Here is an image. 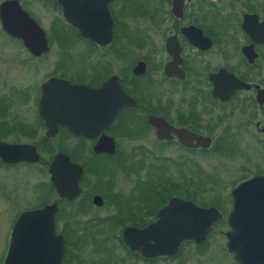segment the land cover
<instances>
[{"label": "flooded vegetation", "instance_id": "flooded-vegetation-1", "mask_svg": "<svg viewBox=\"0 0 264 264\" xmlns=\"http://www.w3.org/2000/svg\"><path fill=\"white\" fill-rule=\"evenodd\" d=\"M94 1L83 0L90 7ZM80 2L75 1V17L81 23L99 24L100 16L108 15L111 37L105 44L81 37L64 19L57 0H0V141L32 146L38 158L14 163L0 159V170L44 173V181L28 186L31 194L20 197L10 194L8 180L5 184L0 180V264L39 246L47 255H56L52 250L58 238L62 244L58 264H84L79 256L86 245L93 251L88 264H241L227 248L228 217L232 191L249 180L254 183L238 193L247 197L248 210H236L233 223L240 233L234 244L246 249L242 258L247 264H264V0H108L105 11L97 14L79 8ZM129 4L133 7L126 11ZM15 8L21 17H16ZM25 16L44 33L46 50L39 54H32L2 26L7 17L13 31L25 34ZM61 25L79 39L76 75L56 66L43 70L45 58L58 52L55 31ZM31 63L33 69L40 68L35 79L27 74ZM49 78L91 89L110 84L129 98V105L120 108L106 127L93 125L90 136H74L57 125L55 134L47 137L39 101L41 86ZM19 105L28 112L20 114ZM149 118L164 122L162 134ZM62 134L66 140L50 144ZM103 138L111 140L113 153L93 151ZM70 139L72 146H65ZM144 139L150 147L142 144ZM135 140L141 143L129 149H179L177 160L163 161L176 177H168L166 167L152 163L128 193L116 192L112 187L118 171L137 173L144 168L142 161L125 166L119 153L125 141ZM225 145L240 151L234 156L241 163L232 180L211 177L192 163L191 157L216 155ZM250 149L258 150L256 157ZM56 154L81 168L79 193L71 200L59 197L49 180L47 170ZM207 187L218 193L209 202L196 201L197 194L209 191ZM95 196L99 204L93 201ZM170 199L213 208L219 218L201 242L184 240L173 255L144 257L129 250L122 243V231L154 224ZM52 206V236L44 233L48 227L40 218L17 226L23 214ZM11 246L17 249L14 253Z\"/></svg>", "mask_w": 264, "mask_h": 264}, {"label": "water", "instance_id": "water-1", "mask_svg": "<svg viewBox=\"0 0 264 264\" xmlns=\"http://www.w3.org/2000/svg\"><path fill=\"white\" fill-rule=\"evenodd\" d=\"M62 7L64 19L70 26L77 29L79 35L98 44H105L110 40L111 22L107 14L100 16L101 23H81L75 17V1H81L79 8H86L88 12L95 14L105 11L108 0H96L92 4H84L83 0H57ZM90 2V1H89ZM16 17H21L22 12L15 8ZM3 20V19H2ZM27 32L12 30V25L7 22V17L2 21L3 28L10 34L20 38L32 54H39L46 50L43 31L27 16ZM42 95L39 101V114L43 118L46 128V136L52 137L56 132V126H63L74 136H90L89 131L93 125L96 128L106 127L116 112L125 105L127 98L124 97L117 87L110 84L103 85L98 89H91L85 86L72 85L69 82L56 78H49L41 86ZM110 92V95L108 94ZM160 134L165 124L162 120L149 118ZM107 140V143H106ZM31 149V150H28ZM34 148L25 144H8L0 141V159L5 163L18 161L36 162L37 154ZM94 152L113 153V144L109 138H103L93 148ZM49 180L59 197L67 200L73 199L79 193L78 179L81 175V168L69 161L63 154H56L49 164ZM254 182L249 180L240 184L232 191L233 207L228 217V224L231 229L227 233V248L235 254L241 264H247L242 258L246 249L234 244L238 235L234 226V219L237 218L236 210H248L247 197L238 196L241 191L248 189ZM239 193V194H238ZM93 201L100 203V198L95 196ZM53 212L54 207H45L42 210L31 211L23 214L17 226L29 218H40L43 226H47L44 232L48 236L53 235ZM219 214L213 208H200L188 201L170 199L165 207L160 209L157 220L154 224L148 225L142 230L126 228L122 231V243L131 251H136L144 257H155L162 255H173L180 242L192 240L201 242L208 233L210 226L218 220ZM54 249V248H53ZM15 247H10L14 253ZM46 248L38 247L29 249L20 259L5 264H58L62 254L61 239L58 238L56 255H47Z\"/></svg>", "mask_w": 264, "mask_h": 264}, {"label": "rangeland", "instance_id": "rangeland-1", "mask_svg": "<svg viewBox=\"0 0 264 264\" xmlns=\"http://www.w3.org/2000/svg\"><path fill=\"white\" fill-rule=\"evenodd\" d=\"M133 5L129 4L127 6L126 11H130ZM48 28V27H46ZM55 40L58 44V52H52L53 57L45 58V67L43 70L49 72L52 67L56 66L61 72H69L71 75H76V72L80 70L79 64L77 63L76 57H74V51L76 50L77 42L79 39L76 38L73 31L67 25L58 26ZM54 33V32H53ZM47 35H50L47 31ZM55 44V41L52 42ZM87 47V45L85 46ZM54 58V59H53ZM53 60V62H52ZM34 62V61H32ZM36 63V62H35ZM37 64V63H36ZM40 67V66H39ZM28 76L30 75L32 79L37 77L35 72L40 71V68L33 69L32 63L26 68ZM21 105V104H20ZM20 114H25L28 111L25 107H20ZM31 108V107H30ZM31 113V111H30ZM61 137V138H60ZM66 135L62 134V136H58L55 139H51L50 144H58L59 139H65ZM72 139L67 140L65 146H72ZM141 143V141H125L123 143V148L119 149V153L122 157L125 158V166H130L133 162L142 161L144 168L137 173H123L121 170L117 172L115 180H113V190L120 193H128L131 188L135 184V179L145 178L146 168L150 166L152 163L154 167L164 166L166 167V175L170 178H175V171L170 167V165H166L163 161H169L170 159H178L181 156L179 149H129L132 146H137ZM142 144L150 147L151 142L148 139L142 140ZM61 145V144H59ZM63 146V145H62ZM254 154L256 157L257 149H250V154ZM239 149H230L229 146L225 145L223 149H217L216 155L210 156H202V157H191L193 162L199 164L200 168L205 172L211 174V177L216 178H224L228 180H232L235 176L236 167L241 163V160H237L235 157H239L238 154ZM157 157L158 159H153ZM123 158V159H124ZM161 168V167H160ZM24 171V173H23ZM156 176H160V173ZM25 174V175H24ZM7 178V179H4ZM27 181L25 185L22 184V179ZM0 181L2 184H5L4 180H8L6 187L13 188V191H10V194L13 196L20 197L21 195L25 196L27 194H31L28 186L31 188L34 185H39L42 181H44V173L40 170L36 169H13L7 172H3L0 170ZM21 180V181H19ZM14 181V182H13ZM20 182V183H18ZM18 184V185H14ZM209 191L197 194L195 196L196 201L198 202H209L213 199V195L217 194L218 191L207 187ZM213 189V190H212ZM83 219V218H82ZM92 248L88 245L84 246L81 251V255L79 256L81 261L84 264H88L89 257L92 255ZM96 261H99V256L95 254Z\"/></svg>", "mask_w": 264, "mask_h": 264}, {"label": "trees", "instance_id": "trees-1", "mask_svg": "<svg viewBox=\"0 0 264 264\" xmlns=\"http://www.w3.org/2000/svg\"><path fill=\"white\" fill-rule=\"evenodd\" d=\"M123 172H128L126 169H121ZM132 172H135L134 170Z\"/></svg>", "mask_w": 264, "mask_h": 264}]
</instances>
